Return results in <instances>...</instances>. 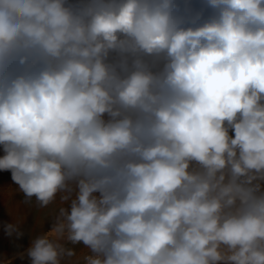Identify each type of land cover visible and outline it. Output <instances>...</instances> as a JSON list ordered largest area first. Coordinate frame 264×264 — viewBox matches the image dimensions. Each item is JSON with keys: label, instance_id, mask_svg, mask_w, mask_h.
<instances>
[{"label": "clouds", "instance_id": "9594fccd", "mask_svg": "<svg viewBox=\"0 0 264 264\" xmlns=\"http://www.w3.org/2000/svg\"><path fill=\"white\" fill-rule=\"evenodd\" d=\"M0 152L30 264H264V0H0Z\"/></svg>", "mask_w": 264, "mask_h": 264}, {"label": "rangeland", "instance_id": "374dc122", "mask_svg": "<svg viewBox=\"0 0 264 264\" xmlns=\"http://www.w3.org/2000/svg\"><path fill=\"white\" fill-rule=\"evenodd\" d=\"M61 206L59 196L46 207H40L35 198L25 202L23 193L11 179V173L0 171V264H30L27 250L32 239L51 229ZM14 223L20 224L22 237L8 235L6 226ZM68 247H74L76 255L67 264H84L87 249L82 244Z\"/></svg>", "mask_w": 264, "mask_h": 264}]
</instances>
